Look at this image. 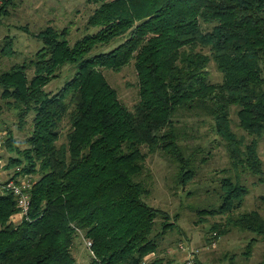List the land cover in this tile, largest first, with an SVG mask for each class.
Wrapping results in <instances>:
<instances>
[{
	"label": "trees",
	"instance_id": "obj_1",
	"mask_svg": "<svg viewBox=\"0 0 264 264\" xmlns=\"http://www.w3.org/2000/svg\"><path fill=\"white\" fill-rule=\"evenodd\" d=\"M92 1L97 6L86 26L96 29L93 34L70 47L69 29L48 25L35 34L42 46L31 59L0 69V99L16 112L18 127L32 116L27 147L14 148L18 156L6 167L18 168L16 176H36L27 217L19 222L11 220L19 211L15 199L0 196V264H75L76 240L90 242L91 264H171L159 257V244L173 223L144 201L150 194L146 156H164L184 187L217 145L228 159L218 206L199 211L225 217L211 227V239L230 229L264 239L261 214L238 212L249 193L243 176H259L264 185L258 152L264 137V0ZM12 55L10 44L0 49V58ZM130 62L138 94L132 110L102 73ZM210 62L222 76L218 83L209 80ZM66 65H75V72L57 92H48ZM158 218L164 221L155 229ZM256 243L249 240L245 256ZM150 254L156 257L145 261Z\"/></svg>",
	"mask_w": 264,
	"mask_h": 264
},
{
	"label": "rangeland",
	"instance_id": "obj_2",
	"mask_svg": "<svg viewBox=\"0 0 264 264\" xmlns=\"http://www.w3.org/2000/svg\"><path fill=\"white\" fill-rule=\"evenodd\" d=\"M96 6L92 0H10L5 3L0 9V49L10 44L13 55L0 58V69L6 70L31 59L42 46L41 42L35 39V34L48 25L57 30L68 28L67 40L70 47L86 35L93 34L96 29L87 28L86 22ZM202 28L209 30L211 25L202 24ZM116 44H111L104 49H94L88 56L107 52ZM203 52L207 53V50ZM75 70V65L62 67L58 72V78L51 81L45 89L51 93L57 92ZM208 72L211 82L221 81L222 76L213 62H210ZM102 73L111 87L116 90L119 100L127 109L132 110L138 101L137 78L133 62L128 63L121 70H102ZM28 76H31V72ZM15 113L9 111L0 99V134L3 138L0 157L6 165L9 157L18 156L14 148L17 147L22 151L27 147L25 139L32 129V116H28L27 122L20 129ZM232 119L237 121L235 112L232 114ZM184 121L193 124L191 120ZM206 129L199 127V133L205 134ZM208 139L213 141L211 136ZM205 147L208 149L207 146ZM210 150L208 162L199 164L196 178L184 187L176 183L174 179L176 167L171 165L164 156L159 152L146 156L145 168L150 175V194L144 201L147 205L160 210L168 217V221L173 223L172 229L165 234L159 244V250H164L163 255L159 257H162L165 263L171 261V264H181L183 253L177 250V246L182 243L189 249L199 250L196 256L198 264H260L264 262V239L252 233L230 229L225 235L213 240L211 227L224 223L225 217L199 214V211L203 209L218 206L216 191L219 189V179L222 176L220 171L227 167L228 159L224 148L217 145ZM144 152L147 153V149H144ZM258 152L260 159L264 162V137L259 142ZM5 168L8 173H12L11 169ZM34 178L36 176H28V181ZM259 179V176L248 174L243 176L242 184L247 187L249 193L238 212L256 210L264 219V205L261 201L264 185ZM162 221L164 220L161 218L156 220L155 229L159 228ZM251 238H256L257 243L252 252L245 256L244 251ZM75 242L76 248L72 251L75 264H91L92 257L86 243L82 240ZM154 257L156 255L150 254L148 260Z\"/></svg>",
	"mask_w": 264,
	"mask_h": 264
},
{
	"label": "built area",
	"instance_id": "obj_3",
	"mask_svg": "<svg viewBox=\"0 0 264 264\" xmlns=\"http://www.w3.org/2000/svg\"><path fill=\"white\" fill-rule=\"evenodd\" d=\"M4 0H0V4H2ZM3 147V138L0 134V156L2 153ZM7 165L2 161L0 157V196L11 195L17 204V208L19 211L17 214L12 216L11 220L13 223H17L15 221H20L22 218H26L29 207H30V189H31V181H28V175H15L16 169H11L12 173H8V170L5 168ZM86 247L89 249L91 256L93 253L90 250V242H85ZM177 250L183 253V257L181 259V264H198L196 261V256L199 253V250L189 249L186 244L179 243L177 246ZM150 255L146 256L144 260H148Z\"/></svg>",
	"mask_w": 264,
	"mask_h": 264
}]
</instances>
